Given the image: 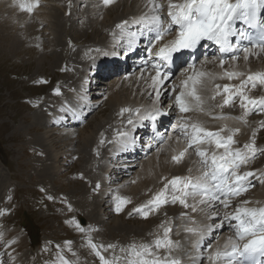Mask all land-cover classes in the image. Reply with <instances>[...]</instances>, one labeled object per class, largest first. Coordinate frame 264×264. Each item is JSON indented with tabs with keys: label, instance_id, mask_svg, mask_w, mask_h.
<instances>
[{
	"label": "rangeland",
	"instance_id": "1",
	"mask_svg": "<svg viewBox=\"0 0 264 264\" xmlns=\"http://www.w3.org/2000/svg\"><path fill=\"white\" fill-rule=\"evenodd\" d=\"M94 1H39V6L32 13L26 12L29 14L28 18L24 19L23 14L16 11V17L12 21L9 19L10 9L5 8L0 11V34L7 36L6 33L9 32L11 35L14 33L15 36V39L12 38L11 40L14 42L13 46L15 47L13 48L10 45V39L3 40L0 35V255L5 256L4 264H44L40 260V254L37 253V247L34 246L40 241V236L45 235V241L53 239L51 240L53 244L51 246L50 244H43L42 251H45V247L60 249L63 245L65 250L63 247L62 251L71 249V252L74 253V255L71 253V258L76 259L79 256L81 261L78 262L80 264H102L99 256L96 255V251H99L109 261H114L115 264H127L128 260L134 258L130 255L131 246L133 245L138 246V250L142 245L151 247L152 251L153 249L154 251L157 250L154 245L155 237L152 233V227L155 234L161 231V226L164 225V222H161V224L159 222L163 217L162 212L170 213L174 217L170 224L176 222L175 227L171 229L173 232H170L173 242L177 247L183 245L186 248L185 255L182 250H177V247L171 255L180 260L182 259L181 264H194L192 249L183 241L181 232L177 230L178 219H183V215L174 213L170 206L158 210L157 213L154 211L152 215H149V218L145 219L138 218L133 207L126 206L128 208L120 214L123 219H127L124 221L129 229L125 231L118 228V230L111 231L109 228V224L117 216L115 212L112 214L113 216H110L108 212L107 206L111 197L103 199L105 202L102 203L100 210V215L104 219L102 224L93 222L90 216L84 213V207L81 206L83 202L89 205V202L93 203L96 197L100 196L102 198V195L105 194L102 192L101 182H95L92 176L95 172L98 173L100 169L97 166L107 160L108 155H110L109 150L115 146V137L120 134L114 136L115 128L123 125L127 118L132 121L134 112L129 106H119L118 109L114 108L116 110L112 111L114 109L110 108L109 103L104 99L107 98L106 95L109 89H99L98 93H104L103 95L94 94L96 91L88 95L90 94V87H88L85 91L87 100L90 102L91 96L94 97L91 101L94 108L84 122L80 124L73 123L70 118H66V115H70L66 112H64V120L61 119L59 123L54 120L57 111L61 112L60 102L67 101L72 103L74 107L77 106L78 102L75 101L74 93L79 83L77 80L81 76V71L86 74L87 68H90V65L100 59L102 52L108 45L106 43L110 42L112 36L114 37L115 34L120 33L121 24L129 19V17L121 19L124 15L123 9L125 6L121 4L112 13L114 15L111 14L117 21L106 24L110 27V30L107 28V32H103L101 26L107 27L104 24H98L96 29L95 26L88 27L86 24L91 21V16L88 13L87 17H82L81 12L90 4L92 5ZM74 2L76 4L73 6ZM101 2L98 1L100 9L103 5V2ZM72 6L73 10L71 12L67 10L68 7L72 9ZM132 8L135 9L134 4L131 5L130 10H133ZM40 11L54 13L55 17L61 18V27L59 29L55 27L54 21H56V18L52 19L51 15L46 22H43L40 16H36ZM92 17L95 19V15L92 14ZM6 21L11 28L4 29L3 24ZM65 21L68 22L66 26L64 25ZM114 50L115 53H118V56L123 52L116 47L113 48ZM124 56L120 57L125 59ZM121 58L117 59L119 62L115 65L116 71L114 68L110 69L112 73H107L111 75L101 77L99 82H106L104 84L98 83L99 86L103 85L109 88L111 80L118 78L115 76L116 73L119 72L118 75L123 73L121 67L119 68L122 64ZM43 59L44 62L41 63ZM104 60L105 58H103ZM130 67L132 68V66ZM123 71L125 72V69ZM95 72L92 74L94 75ZM127 73L132 74L133 72ZM57 89H59V94H57ZM262 91L263 89L258 86L254 90L253 97H260ZM99 96L102 97L98 98ZM163 105H167V99H164L160 106ZM168 106L169 103L167 105L169 111ZM230 106L234 107L238 115L245 113V109L240 107L239 96H234L232 104L224 105L225 108ZM124 108L130 109V111L121 112ZM81 109L84 116L88 110L85 109L86 111H84L82 106ZM83 116L75 122L81 121ZM244 119V122L241 123V129L246 132L245 127L249 125L253 130L252 134L255 133V146L257 147L258 142H260L263 153L264 127H261V122L264 121V113L254 110L245 115ZM41 121L44 123L40 124ZM112 125L115 127L114 129ZM131 126L132 123H129L128 128ZM71 128L73 129L68 134H60ZM85 128H88V130ZM90 130L91 134L89 133ZM74 133L76 134L74 141L70 144L68 143L71 141L69 135ZM82 135L90 138L88 145L85 143L86 139L82 142L84 137ZM111 136H114V140ZM141 142L143 144L147 143L145 140H141ZM61 149H64L63 155H68V160L58 161L54 164L52 162L53 152ZM67 149L68 151H66ZM166 152L168 153V148ZM117 156L122 155L117 153ZM131 159L133 161H129L130 166H134L133 164L138 160L134 161L135 158L129 160ZM112 160L113 167L121 168L122 164L120 165L121 162L117 158H112ZM90 162H93L92 166H90ZM47 167H53L54 170L53 175L49 178L43 174L48 169ZM136 169L137 166L130 167V173L126 169H117L115 175L111 177V183L115 182L116 188L119 189L117 193L112 195L111 202L113 204H116L115 201L120 199L122 195L120 194L122 192L120 191L122 188L120 183L124 182V185L127 186V179L130 175H133L134 171L136 172ZM79 173H82L84 178H78ZM87 178H89L88 181ZM97 185H99L98 188ZM49 197H52V199H49ZM125 197L126 199L130 198L129 196ZM85 198L89 202H85ZM68 205L73 208L67 209ZM78 208L87 217L86 226L81 227L84 229L83 232L76 226L81 221V212ZM176 208L179 209L180 206ZM89 210L92 212V207ZM176 217L178 219H175ZM169 218H163V221L166 222ZM31 221H33V225H31ZM69 221H72V223H69ZM147 223H149V226L146 228ZM136 232L139 233L136 234ZM140 233L143 235L140 236ZM172 234H176L177 239H174ZM146 236L150 240L149 244ZM34 237L36 243H33ZM95 238L98 239L97 242L93 240ZM89 239L97 245V249L91 248ZM118 244V248L108 247L109 245L116 246ZM73 247L77 250L74 249L73 251ZM121 249H124V251H121ZM166 255L167 251L165 249L161 257ZM185 256L189 260H187L188 258L185 259ZM65 258L69 260L67 255ZM69 262V264H73L70 260Z\"/></svg>",
	"mask_w": 264,
	"mask_h": 264
},
{
	"label": "snow or ice",
	"instance_id": "2",
	"mask_svg": "<svg viewBox=\"0 0 264 264\" xmlns=\"http://www.w3.org/2000/svg\"><path fill=\"white\" fill-rule=\"evenodd\" d=\"M113 0H104L106 5L111 4ZM152 5L153 14L149 20L156 26L157 35L155 37L157 43L164 39L166 34L175 32L174 39L168 41L158 48L155 55L165 62H171L175 53L185 49L195 48L202 41H213L220 46V51H228L233 48V37L240 35L243 39L251 38L246 32H239L236 29L237 22L246 24L249 28L257 30L258 40L252 47H244V53H250L252 48H258L264 52V0H166V3H157V0H148ZM18 6L21 11L32 13L39 6V0H19ZM166 9V11H165ZM166 25V26H165ZM248 59V55L244 57ZM223 65V61H221ZM156 74L152 77L151 87L162 86L167 74L161 72L160 65H154ZM225 75L229 79L239 78L242 74L238 72H228ZM204 73L198 76H190L183 81L185 91L178 96L177 103L180 105L181 111H203L204 100L198 94L197 86L202 82L201 78ZM259 84L264 85V72L248 74L235 92L230 90L228 85L223 86V92L228 93L227 99H224L222 105H230L234 96L240 97V107L246 109L245 115L250 111L258 110L264 113V97L250 98L245 94L243 88L251 83V87L255 88ZM220 88L219 85L216 86ZM59 94V89H57ZM221 93L218 91L217 95ZM159 91L156 92V99L159 100ZM215 99V96L210 97ZM251 106V107H250ZM130 109L124 108L122 112H128ZM139 110H137L138 114ZM154 119V117H151ZM243 119V116L240 117ZM130 124L131 120L128 121ZM192 131L188 133V145L178 155L173 156V160L177 163L181 161L188 148H194L197 154L203 158V165L207 169L202 175L193 181L192 177H177L170 181L179 195H173L171 202L177 201L185 207H191L196 211L195 204L189 205L186 197L191 195L195 197H205L199 203H209L218 201L224 208L230 207V197L240 196L243 192L248 191L251 184L249 178L254 177V172L239 173L242 165L249 163L257 154L255 147V133H253V142L245 144L243 149H233V145L237 142L234 136L239 133L240 129L220 128L218 131H211L202 126L200 123H192L189 125ZM264 127V121L261 122ZM225 131L231 133L227 136L222 135ZM214 145L215 149H223V153H217L213 150L211 155L208 151L202 150L201 145ZM248 181L246 185L244 182ZM261 183H264V173L261 174ZM99 185H97V188ZM167 189V185L165 186ZM191 189V191H188ZM221 197H224L221 199ZM52 199V197H49ZM129 201L121 199L117 204L116 211L122 210V205ZM165 191L158 193L154 201H150L156 208L167 203ZM250 201H244L239 207L234 209L230 214V219L236 221L232 227L234 228L235 239L229 238L228 245L230 250H216L208 255L207 259L210 264H217L226 258V264H264V207H248ZM71 207V206H69ZM141 211V209H137ZM145 218L148 212H144ZM225 219H229V214L225 215ZM72 223V221H69ZM76 226L81 232L83 228L77 223ZM172 230L165 228L164 239H158L155 242L157 249L164 248L167 251L166 256H159L154 253L151 247L147 245L140 246L139 250L135 245L131 246L130 255L134 257L127 261V264H181L180 259L171 255L177 245L168 238V233ZM188 231L196 233L198 229L190 228ZM201 238L203 233L200 234ZM89 245L94 250L97 245L89 239ZM108 247H114L109 245ZM196 247H200L199 240ZM124 251V249H121ZM102 264H115L114 261L106 259L99 251H96ZM150 257V258H146ZM60 264H69V261L60 257Z\"/></svg>",
	"mask_w": 264,
	"mask_h": 264
},
{
	"label": "bare ground",
	"instance_id": "3",
	"mask_svg": "<svg viewBox=\"0 0 264 264\" xmlns=\"http://www.w3.org/2000/svg\"><path fill=\"white\" fill-rule=\"evenodd\" d=\"M39 1L47 2L48 0H39ZM56 1H58V0H56ZM98 1L103 2V3L101 2L103 4L101 9L98 7ZM101 1L95 0L92 5L90 4L87 8L83 9V11L81 10L82 11L81 12L82 17H84V16L87 17L88 13L91 16V18H90L91 21H89L86 24L88 27L95 26V29H96V27H98V24L106 25L109 22L117 21L111 16V14L113 12H115L116 11L115 9L117 7H119L121 4L125 5L124 9H123L124 15L121 19H124V18L126 19L128 17H129V19L126 22H124L123 27L120 30V33L115 34L114 37L112 36V39L110 40V42L106 43L108 45L105 47L104 51L102 52L100 59L96 63H94L93 65H90L91 66L90 68H87L86 74H84L81 71V76L77 80V81H79V83H78L76 90H75V93H74L75 101L77 100V102H78L77 106L74 107L72 105V103L67 102V101L59 103L61 111L70 114L71 118L74 121L80 119L83 116L82 115L83 111L81 109V106L84 105L87 107V106L92 104V102H89L87 100V94L85 91H86V88H88V87L86 85V80H87V78L89 79L90 75L92 73H94L95 71H97L98 73L100 72L101 75L104 74L105 71L104 70L101 71L99 68V65H100L99 61H103V58L110 55L111 53H115V50L113 51V48L116 47V48H119L121 51H123V52H121L120 56L125 55L124 56L125 61L129 62V60L132 59V55H130L129 52L126 51V47L123 44L127 41V38L129 36L130 32H126L125 27H131V25L135 26L136 24L143 25L144 23L147 22V18L151 17L153 14L152 5L148 3V0H113V2L111 4H108V5H106L104 3V0H101ZM29 2H33V0H29ZM18 3H19V0H0V11L4 10L5 8L10 9V11H11L10 18L8 17L10 19V21L14 20V18L16 17V11L21 12L24 16V19L28 18L29 14H27L24 11H21L19 6H18ZM113 3H115V4H113ZM157 3H166V0H157ZM47 4H49V3H47ZM75 4H76V2H74L73 6ZM132 4H134L135 9L132 8L133 10H130ZM73 6H72V9L70 7H68L67 10H70V12H71L73 10ZM165 11H166V9H165ZM92 14L95 15V19L97 21L95 19H93ZM50 15L52 16V19L56 18V21H54V25H55V27H57V29H59L61 27L60 24L62 23V20L59 17H55L54 13L50 14V13H43L42 11H40L38 14H36V16L41 17L43 22H46ZM112 15H114V14H112ZM99 20H100V22H98ZM51 21L53 22V20H51ZM130 22H131V25H130ZM64 25L65 26L68 25V22L65 21ZM3 27H4V29L11 28L10 26H8L7 21L3 24ZM235 27L238 31H240V29L244 27V24L242 22H237ZM101 28H102V31L105 32L106 29L107 28L109 29L110 27L109 26L105 27L102 25ZM97 29H99V28H97ZM96 31L101 32L98 30H96ZM78 33H79V31H78ZM126 33H128V34H126ZM170 34H171V36L175 37V32H172ZM0 35H1L3 40H9L10 39V41H11L12 38L15 39L14 33H13V35H11L9 32H7L6 35L10 36V37L4 36L3 34H0ZM167 35H169V34H167ZM238 39H240L239 35H236L235 37H233V41H234L233 48H232V50L228 51L225 54V60H223V65L221 64L220 61H218L214 57V55H215L214 53L208 54L209 50L206 49V50H203L201 52V60H199L200 69L196 70V72L203 71L202 73H204L203 78H201L202 82L200 83V85H202L206 80L210 86H212V87L217 86V82L219 81V79L213 73V68L214 69L219 68V69L225 70L227 68L233 69L235 67H239V68L246 67L247 69L262 70V71H258V72H264V52H261L258 48H256V49L252 48V51L250 53L246 54L242 51V49L244 47H241V46H239V44H237ZM135 40H136L135 37H130L128 39V41L131 42L130 44H134ZM13 43L14 42L11 41L10 45L14 48L15 46H13ZM159 43H161V42H159ZM115 54L118 55V53H115ZM245 55H248L247 60L244 58ZM56 56H58V55H56ZM45 59H47V58H45ZM114 61H117V60H114ZM43 62H44V59L42 60L41 63H43ZM120 67H121V72H123V73L119 74L120 76L115 75L118 78H116L115 80H111L110 87L108 88V87H105L102 85V86H98V90L99 89H105V90L109 89L108 93L106 95L107 98H104V99L107 100V103H109L110 108L112 107L113 109L114 108L118 109L119 106H129L133 109V111H134L133 112V118H132V126L133 127L132 126L130 127L132 129L135 127V123H136V125H138L137 121L139 120V118H142V119L148 118V116L151 114L152 111L156 112L159 115L162 114L163 110H162L160 105L162 104L164 99H167L168 91L165 92L163 90L166 87V85L164 88H162L161 86H157V88H155V89L153 87H151L152 77L155 76L156 71H147L141 67L137 68V70H136V69H133V67L131 68L129 65H126V64H124V65L121 64L119 66V68ZM115 69H116V66H115L114 70ZM123 69H125V72L123 71ZM126 71L127 72H133V73L132 74L127 73ZM107 72L112 73V71L110 69ZM184 72L186 73V71H184ZM222 76L226 80H228L229 83H234V80L229 79L225 75V73H223ZM85 77H87V78H85ZM105 82L106 81H102L99 83L104 84ZM236 83H237L236 86L230 87V90L233 92H235V90L240 87L241 81H236ZM257 85L261 86V84H259V82H257ZM262 86H264V85H262ZM168 88L170 89L171 86H168ZM197 89H198V86H197ZM98 90L94 94L97 95ZM141 91H142V93H141ZM157 91H159V93H160L159 100L156 99V92ZM182 91H185V89ZM216 91L218 92L219 90L217 89ZM243 91L245 93L247 92L246 86L243 88ZM98 94L103 95L104 93L101 94V92H99ZM206 94H208V93L205 91V95ZM226 95L220 94V95H218V98L221 97L222 98L221 101H224V99H227L228 93H226ZM101 97L102 96H99L98 98H101ZM251 97H253V96H250V98ZM208 105H210V103L207 101H204L203 106H202L203 111H201V113L203 115L209 116L211 114V110H207L206 108H204L205 106H208ZM168 107L170 108L169 113H172L174 110L173 107H171L170 104ZM116 109H114L112 111H115ZM211 109H213V107H211ZM137 110H139L138 114H137ZM63 112L57 111V113L55 114L54 120H56L57 123H59L61 121V119L62 120L65 119ZM113 114H114V112H113ZM197 114H198V112H196V111H194L193 113L189 111L187 116L193 115L192 119L194 121H197V123H198L199 118H198ZM215 117H216V115H215ZM208 120L209 119L205 118L203 121V124H206V122ZM42 123H44V122L41 121L40 124H42ZM112 126H111V128H112ZM114 128L115 127L113 126V129ZM116 128H115V130H116ZM72 129L73 128H71L67 132H61L60 134L61 135L62 134H68V132H71ZM85 129L88 130V128H85ZM57 130H58V127H57ZM61 130H63V129H61ZM50 131H52V130H50ZM64 131H65V129H64ZM245 131L247 134H250L253 132V130L249 127V125L245 127ZM90 132H91V130L89 131V133ZM119 132H120V128H117V133H114V136H116ZM138 132L139 131H137V133ZM82 134H85V133H82ZM90 134H89V136H90ZM226 134L228 135L229 133L226 132ZM75 135H76L75 133L70 134L69 137H70L71 141L69 140L70 142H68V141L67 142L71 144L74 141ZM72 136H73V138H71ZM82 136H84L83 139L81 138L82 142L85 141V139H86L85 143L88 145L90 138H88V136H85V135H82ZM114 136H113V138H114ZM163 136H164V138H162L161 141H159V142H157V140H155V139L149 138V141L144 145V148L146 146H148V149H149L148 153L147 154L145 153L144 155L139 154L137 157H135L134 161L138 160V162L133 164L134 166H130V162L129 163H120V165L122 164L120 166L121 168L113 167L114 163L112 162L113 161L112 158L115 157L116 153H119V151L121 149V143L123 142L124 137L121 134H119L117 137H115V146H113L108 152V153H110V155H108L107 160L105 162H103V164L99 165L100 167L97 166L98 169H100V170L98 171V173L95 172L92 176L93 180H95V182L96 181L101 182V187L103 190L102 192L105 194L102 195V198H100V196L96 197L94 201L90 199L91 201H93V203L89 202V200H87L85 198V202H89V205L84 204V202L81 205L82 207H84V210H83L84 213L86 215L90 216V218L93 222H97L100 224L104 223L103 222L104 219L100 215L101 205L103 202H105L104 201L105 198L111 197V199H112V195L117 193V190H119L116 188L115 182L111 183V181H112L111 177L113 175H115V171L117 169H124V170L126 169V171H128L130 173V171H129L130 167L133 168V167L137 166L136 172L134 171L135 173L133 172V175H130V177L126 181V182H128V185L127 186L124 185V182L120 183L121 187H122L120 189V191H122V192H120V194H122L120 199H126L125 196H129L130 198L127 197L128 199H131V201H133V202L137 201V203H139V201L141 203H144V202H146V200L154 201L156 195L158 193H160L161 191H165V196H167V194H171V197H173V195H179L178 192L174 191V187L170 186V184H171L170 181H172L175 178L174 175H181L184 173H189L193 170H201L198 163L196 164L194 161L190 160L188 157L183 162L182 161L179 163L175 162L172 159V156L177 154L179 152V150L184 147V144L174 134H167V135L163 134ZM50 139H52V138H50ZM43 140H44V138H43ZM59 140H60V137H59ZM62 140H64V139L62 138ZM78 140H80V139H78ZM117 145H118V147L116 148ZM237 146L239 148H243L244 145L240 144V142L238 141ZM238 147H235L234 149H239ZM167 148H168V153L166 152ZM58 150L53 152L54 158H52V162L54 164L57 163L58 161L68 160V158H67L68 155H63L64 149L63 150L61 149L60 151H58ZM66 151H68V149ZM92 165H93V162H90V166H92ZM47 168L48 169L46 171H44L43 174L45 176H48L47 178H49L53 175L54 170H53V167H47ZM262 169L263 170L259 174H256L253 178H257L258 181H260L261 180V174L264 173V165H262ZM248 170H250V169H248ZM198 174H201V173H198ZM125 180H126V178H125ZM164 185L165 186L167 185V189H165ZM168 185H169V187H168ZM259 187H260L259 192L254 193L253 191H251L248 194V196L246 197L247 201H248V199H251L252 202H255L264 196V183L259 184ZM74 192H76V190H74ZM255 192H256V190H255ZM103 193H101V194H103ZM139 195H141L143 198L140 197ZM111 199H110V202H108L107 208H108V212L110 213V216H113L112 214H114L117 206H116V204H113L111 202ZM186 199H187V202L189 205L195 204L196 211H193L191 207H185L184 205L180 204L179 202H176L174 204V206H172V204L170 205V207H171L170 209L174 213H177L178 215H180V214L183 215V219H178L177 218L178 215L175 218V219H178L177 230L179 232H181V238L183 239V241L191 247L193 257H194V261H193L194 264H200V263L201 264H210L208 259H207L209 252L206 250H202V251L197 250L196 244L198 241V239H197L198 234L201 231V229L203 228L202 223H201L203 216L205 217V219L203 218V220L205 221V225H206V222H210L213 220L217 224L221 223L220 213H219V210L217 209V204H216V202L215 203L209 202V203H204V204L199 203V201L201 199H205L204 197H195V199L194 198L190 199L189 197H186ZM134 205H135V203H134ZM178 206H180L179 209L176 208ZM88 207L89 208L92 207L93 211L91 212V210H89ZM123 207H124V205H122V210H123ZM230 207L236 209L239 206L238 205H236V206L230 205ZM148 214L152 215L153 212H149ZM124 220H127V219H123V217H121L120 215H117L113 219V221L111 219L112 222L109 224V228L111 229V231L115 230L117 228L121 231L122 230L125 231L126 229H129V227L126 225V222ZM145 226L147 228L149 226V223H147ZM221 227H222V229H224L225 225L222 224ZM190 228H196V229H198V231L196 233L190 232V231H188V229H190ZM137 233H139V232H136V234ZM141 233L139 234L140 236L143 235ZM217 233H218V231L214 235V240L212 241L211 252H215L216 250L223 251L226 249L225 246L228 245V242L226 241V237H230V234L228 232H226L225 230L222 231L220 234H217ZM177 234H179V233L177 232ZM172 235L174 236V239L175 238L177 239V237H175L176 234H172ZM183 236L185 238H183ZM228 248H230V245L228 246ZM184 258L187 259L188 257L185 256ZM187 260H189V258ZM182 262H183V260H182ZM218 264H223V263L218 262Z\"/></svg>",
	"mask_w": 264,
	"mask_h": 264
}]
</instances>
